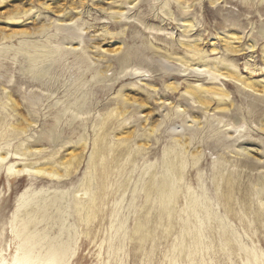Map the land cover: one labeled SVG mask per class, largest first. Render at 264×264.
Wrapping results in <instances>:
<instances>
[{
    "label": "rangeland",
    "instance_id": "374dc122",
    "mask_svg": "<svg viewBox=\"0 0 264 264\" xmlns=\"http://www.w3.org/2000/svg\"><path fill=\"white\" fill-rule=\"evenodd\" d=\"M0 155L7 262L264 264V0H0Z\"/></svg>",
    "mask_w": 264,
    "mask_h": 264
},
{
    "label": "bare ground",
    "instance_id": "6f19581e",
    "mask_svg": "<svg viewBox=\"0 0 264 264\" xmlns=\"http://www.w3.org/2000/svg\"><path fill=\"white\" fill-rule=\"evenodd\" d=\"M192 48L193 47H191V49ZM209 76L210 77L214 76V79L216 80L219 76H221V73L218 75L210 74ZM245 86L248 87V85H245ZM197 88H198L197 93H194V94L192 92H186V93L190 95V97H192L193 99H197L198 102H202L199 95H209L211 97H216V98L218 97L217 99L220 101H222L223 98L226 97V94L221 90L218 92V91H214L211 89H205V88H202L201 85L198 86ZM187 94L185 95L187 96ZM16 156H18V154ZM3 157L1 158V155H0V166L5 161ZM18 166L19 165L12 163V164H9L4 169L8 172L9 175H13V176L15 175L24 176V175H28L31 172V169L27 168L26 166H22V168H17ZM42 204L43 202H39L37 207L41 208ZM23 207L24 205L22 204H19L16 207V210L13 213V219H16L18 217V213L20 214V211ZM12 233L15 235L16 238H19V241L18 243L15 244L14 253L13 255L11 253L10 255L11 258H9L10 259L9 262H7V260L2 258L0 255V264H66V262L69 259L68 245L65 242L58 241L55 237L53 239L49 238L50 240H47L46 238H42V239L36 238L37 240H32V238H29L30 235H25L23 233H20V231H18L17 229H13Z\"/></svg>",
    "mask_w": 264,
    "mask_h": 264
}]
</instances>
